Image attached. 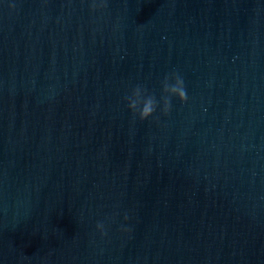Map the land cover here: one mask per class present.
I'll return each instance as SVG.
<instances>
[{
    "label": "water",
    "instance_id": "water-1",
    "mask_svg": "<svg viewBox=\"0 0 264 264\" xmlns=\"http://www.w3.org/2000/svg\"><path fill=\"white\" fill-rule=\"evenodd\" d=\"M107 3L0 0V264H264V0Z\"/></svg>",
    "mask_w": 264,
    "mask_h": 264
},
{
    "label": "clouds",
    "instance_id": "clouds-1",
    "mask_svg": "<svg viewBox=\"0 0 264 264\" xmlns=\"http://www.w3.org/2000/svg\"><path fill=\"white\" fill-rule=\"evenodd\" d=\"M15 8V4L10 5ZM108 7L107 0H91V10H104ZM176 97L181 103L188 102V95L186 85L183 77L178 72H172L165 75L162 81V95L158 100L156 95L149 92L148 88L144 85L137 84L131 91L130 95L125 96L127 106L132 112L133 116H138L141 121H147L154 116L159 109L163 115L167 116L172 111V99ZM125 220L129 217L127 214L124 216ZM96 229L102 237L108 235L106 225L103 221H98ZM121 231L130 232L131 229L121 226Z\"/></svg>",
    "mask_w": 264,
    "mask_h": 264
}]
</instances>
